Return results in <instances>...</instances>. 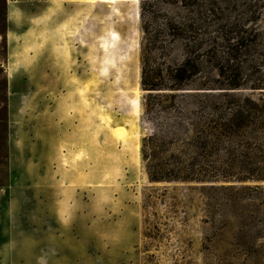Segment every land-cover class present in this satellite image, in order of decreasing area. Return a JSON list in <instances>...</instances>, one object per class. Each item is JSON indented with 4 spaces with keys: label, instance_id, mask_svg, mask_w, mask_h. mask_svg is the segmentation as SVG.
<instances>
[{
    "label": "rangeland",
    "instance_id": "1",
    "mask_svg": "<svg viewBox=\"0 0 264 264\" xmlns=\"http://www.w3.org/2000/svg\"><path fill=\"white\" fill-rule=\"evenodd\" d=\"M149 1L114 11L99 2L0 0V264H264V88H249L247 78L226 89L219 72L233 67L226 49L210 52L208 41L224 21L206 16L217 7L232 20L249 8L261 15L247 26L264 32V0H193L186 10ZM189 10L193 37L162 30L165 17ZM111 30L135 43L143 134L133 170L120 167L121 142L102 122L101 104L116 116L126 109L114 70L96 74L98 40ZM260 48L250 47L244 73ZM182 68L187 78L174 86ZM260 76L264 67L251 79ZM142 79L161 89H144ZM246 98L256 103L247 108L253 122L202 150L197 130L206 117H235L236 100ZM178 117L185 129L173 135ZM155 132L168 142L163 159L216 176L193 188L149 183L142 142ZM249 168L263 178H234Z\"/></svg>",
    "mask_w": 264,
    "mask_h": 264
},
{
    "label": "trees",
    "instance_id": "2",
    "mask_svg": "<svg viewBox=\"0 0 264 264\" xmlns=\"http://www.w3.org/2000/svg\"><path fill=\"white\" fill-rule=\"evenodd\" d=\"M157 2L159 0H156ZM243 1V0H242ZM244 1H256V0H244ZM154 1L141 0V6L150 5ZM160 2L169 3L172 5H179V8L184 10L189 9L193 6V0H160ZM237 7V6H236ZM264 5H262L263 9ZM260 9V10H261ZM189 14L182 15L175 19V17H165L164 30L167 35L172 37L181 36L186 38V36L192 35L193 37V12L189 10ZM261 12V11H260ZM261 15L259 11L251 10L249 8L243 9V13L236 19L230 20L229 17H224L222 9L217 7L208 8L206 12L207 19H223V25H215L211 31L212 37L208 39L212 43V48L209 49L210 52H214L216 45L220 43L222 47L226 50L227 62H231L232 69L223 70L219 72V76L222 81L227 86L226 89H240L244 85L243 81L249 80V88L251 89H263L264 79L260 77H252L253 73L261 72L264 67V32L263 27H253L251 29L247 26L249 21H253L254 18ZM256 24V23H255ZM254 26H257L255 25ZM147 33V30H145ZM190 37V36H189ZM252 44L260 45V50L258 51L259 60L255 59L249 64L247 73L242 71V64L247 61V55L252 46ZM251 72V73H250ZM187 78L186 71L184 68L177 69L172 76V82L174 86H179V83ZM141 86L144 89L157 90L159 88L158 84L149 85L144 79L141 80ZM146 86H151L146 88ZM256 104L251 98H246L242 100H236L237 109L233 113L235 117H206L208 119L205 126L198 127L197 132L201 135H197V143L201 145L202 150L208 151L206 153H211L213 150L221 144L224 137H229L232 135H238L240 132H244V129L249 123L253 122L250 112L248 111V104ZM199 123V122H198ZM254 124V123H253ZM193 126V123H190ZM162 124H159L161 127ZM258 126L256 130H258ZM185 129L184 120L182 117H178L173 121V124L169 127V133H174L176 135L177 131H182ZM162 132V131H160ZM196 142V141H195ZM168 142L162 140L159 137L158 132L152 133L151 135L145 137L142 142V151L144 158L145 172L147 175V180L152 184H186L188 188H193L191 185L193 182H201L206 178H213L216 169L210 170L213 173H203L193 169V163L182 165L176 158L163 159V151ZM244 173H238L234 178L237 181H255L261 180L263 178L260 169L249 168ZM145 206H150L152 200H147ZM147 236V234H144Z\"/></svg>",
    "mask_w": 264,
    "mask_h": 264
},
{
    "label": "bare ground",
    "instance_id": "3",
    "mask_svg": "<svg viewBox=\"0 0 264 264\" xmlns=\"http://www.w3.org/2000/svg\"><path fill=\"white\" fill-rule=\"evenodd\" d=\"M131 1L136 4L139 2V0H78L84 5H93L97 2L108 3L113 6L114 11H117V3ZM54 10L46 8L47 13ZM85 10H87L86 7L76 9L74 14L79 15L81 11ZM98 46L102 56L99 61V71H96V74H108L111 70H114L115 81L122 83L121 86L116 87V91L119 94L120 101L126 106L125 111L119 112L118 116H116L114 110L100 103L105 110L102 122L107 129L113 132L114 137L121 142V146L115 150L120 167L127 165L130 170H133L140 162L139 139L143 134L142 126L139 122L142 90L137 78L138 67L130 59L135 43L133 44L130 38L122 37L118 31L111 30L107 34L100 36ZM132 77H135V79L132 80Z\"/></svg>",
    "mask_w": 264,
    "mask_h": 264
},
{
    "label": "crops",
    "instance_id": "4",
    "mask_svg": "<svg viewBox=\"0 0 264 264\" xmlns=\"http://www.w3.org/2000/svg\"><path fill=\"white\" fill-rule=\"evenodd\" d=\"M76 83H78V84H79V83H80V81L77 79V82H76ZM74 86H75V87H77L76 85H74Z\"/></svg>",
    "mask_w": 264,
    "mask_h": 264
}]
</instances>
